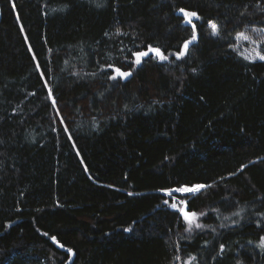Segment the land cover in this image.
<instances>
[{
	"label": "trees",
	"instance_id": "16d2710c",
	"mask_svg": "<svg viewBox=\"0 0 264 264\" xmlns=\"http://www.w3.org/2000/svg\"><path fill=\"white\" fill-rule=\"evenodd\" d=\"M0 9V264H264V61L237 48L264 0Z\"/></svg>",
	"mask_w": 264,
	"mask_h": 264
},
{
	"label": "snow or ice",
	"instance_id": "6c2138e0",
	"mask_svg": "<svg viewBox=\"0 0 264 264\" xmlns=\"http://www.w3.org/2000/svg\"><path fill=\"white\" fill-rule=\"evenodd\" d=\"M13 7H15L14 4H13ZM179 11L183 14L184 22L186 24L191 25V28H192L191 38L186 40L182 45V50H180L178 53H176L177 58H182L187 54V52L189 50V45H191L198 38L197 34H196V24L193 22V18L198 20V19H200V17L198 15V13L195 11H188V10H185L184 8L179 9ZM209 24H210V27L212 30L211 34L212 35H218L219 34V26L213 21H209ZM256 31L264 32V29H257ZM237 39L251 40V42L253 44L257 43L256 40L252 39L245 32H238L237 33ZM150 53L153 54L161 62L167 61L169 59V56L165 55L164 52L159 47H153L152 45H148L147 51H138V52L134 53V56H135L134 63L137 65L141 64L143 58L148 57ZM245 59H251V60L259 59L261 61H264V54H262L260 51H257L255 53V56H245ZM115 73H116V75H113L110 77L113 80H115L117 78V76H119L120 78H123V79H127L128 77H130L132 75L131 71H122L120 68H116ZM49 94L51 95V89H49ZM52 102H53V104H55L54 99ZM204 187H206V186L201 185V184H197V185H194L192 187L184 186V187L171 189V190H165V191H166V194L169 196H171L173 192L193 193L194 194V193L200 192ZM164 203L167 204L168 201L165 200ZM179 204H183L185 206L179 207V205L176 202H173L171 204V207L173 209H177L182 214L185 222L188 224V228L186 229V231H191L193 224H195L196 228L202 227L201 224L196 222L198 219L197 213L187 211L185 201H180ZM130 230L131 229H129V231ZM45 235H47V233H45ZM52 239L55 240L56 238L53 236ZM258 246L260 248L264 249V237L261 238V242ZM61 247H63V245H61ZM68 251L71 252L72 250L68 249ZM221 251H223V246H221ZM189 264H191V262H189Z\"/></svg>",
	"mask_w": 264,
	"mask_h": 264
},
{
	"label": "rangeland",
	"instance_id": "374dc122",
	"mask_svg": "<svg viewBox=\"0 0 264 264\" xmlns=\"http://www.w3.org/2000/svg\"><path fill=\"white\" fill-rule=\"evenodd\" d=\"M247 34V33H246ZM250 36V35H249ZM251 37V36H250ZM252 39H254L253 37H251ZM264 36L263 37H261V39H254V40H256L257 41V43L256 44H253L252 42H251V40H243V39H240V42L242 41V44L241 43H239V46L237 47L238 48V50H239V52L241 53V54H243L244 56H255V53L257 52V51H260L262 54H264V44H262V43H264ZM189 47H190V45H189ZM147 51V50H146ZM151 54V53H150ZM146 57H144L143 59H145ZM140 65V64H139ZM136 66H138L137 64H136ZM115 69L116 68H114V75H116V73H115ZM122 71H124V70H122ZM117 77H119V76H117ZM165 193H166V191H165ZM174 193V192H173ZM178 193V192H177ZM180 193V192H179ZM176 203L179 205V207H184L185 205H183V204H179V201H176ZM186 210H187V208H186ZM188 211V210H187ZM190 212V211H189ZM198 216V215H197ZM197 223H198V219H197V221H196ZM192 226H195V224H193ZM185 264H189V261H187Z\"/></svg>",
	"mask_w": 264,
	"mask_h": 264
},
{
	"label": "water",
	"instance_id": "95a60500",
	"mask_svg": "<svg viewBox=\"0 0 264 264\" xmlns=\"http://www.w3.org/2000/svg\"><path fill=\"white\" fill-rule=\"evenodd\" d=\"M178 14H181V12L178 10L177 11ZM0 18H1V9H0Z\"/></svg>",
	"mask_w": 264,
	"mask_h": 264
}]
</instances>
